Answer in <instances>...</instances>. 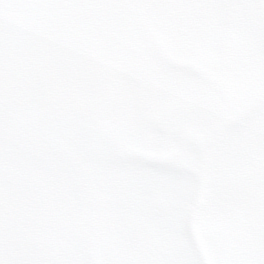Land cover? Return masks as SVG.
Here are the masks:
<instances>
[{
  "label": "rangeland",
  "instance_id": "1",
  "mask_svg": "<svg viewBox=\"0 0 264 264\" xmlns=\"http://www.w3.org/2000/svg\"><path fill=\"white\" fill-rule=\"evenodd\" d=\"M263 88L264 0H0V264H264Z\"/></svg>",
  "mask_w": 264,
  "mask_h": 264
}]
</instances>
